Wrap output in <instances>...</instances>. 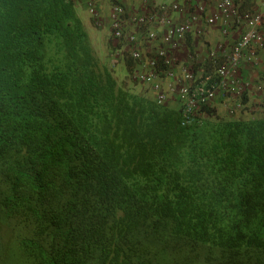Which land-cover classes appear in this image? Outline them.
Instances as JSON below:
<instances>
[{"label": "trees", "instance_id": "1", "mask_svg": "<svg viewBox=\"0 0 264 264\" xmlns=\"http://www.w3.org/2000/svg\"><path fill=\"white\" fill-rule=\"evenodd\" d=\"M147 87L102 63L76 0H0V264H264V118L196 94L183 125Z\"/></svg>", "mask_w": 264, "mask_h": 264}, {"label": "built area", "instance_id": "2", "mask_svg": "<svg viewBox=\"0 0 264 264\" xmlns=\"http://www.w3.org/2000/svg\"><path fill=\"white\" fill-rule=\"evenodd\" d=\"M85 2L102 25L100 0ZM143 3L146 10L140 13L129 10L121 0H111L106 20L116 47L111 56L112 65L117 66L125 58L119 46L127 42L129 56L136 63L132 75L135 81L148 85L160 103L171 98L186 100L183 125L190 124L197 116L196 94L204 96L202 101H212L219 95L231 98L232 104L225 106L230 115L244 110L246 104L240 97L235 76L243 62H256L264 48V11L251 8L243 12V0H194L187 5L156 0H143ZM176 14H181L180 21L175 18ZM215 27H219L225 38L235 30L239 33L229 50L221 42L209 52L208 61L215 66L216 79L213 74L204 73V66L196 70L200 58L191 51V43H187L188 34L200 36ZM181 50L187 57L185 60L175 55ZM261 109L264 112V100Z\"/></svg>", "mask_w": 264, "mask_h": 264}, {"label": "crops", "instance_id": "3", "mask_svg": "<svg viewBox=\"0 0 264 264\" xmlns=\"http://www.w3.org/2000/svg\"><path fill=\"white\" fill-rule=\"evenodd\" d=\"M127 8H130L133 11L141 12L145 11L146 7L144 6L143 0H121ZM190 1L194 0H185L182 5H187ZM160 3V0H157ZM179 2L180 1H176ZM246 8H255L264 11L263 0H246L244 3ZM181 15V14H179ZM178 14L175 15V18L180 21L181 17ZM107 22V20H106ZM239 37V33L237 31H233L229 37L225 38L219 27L207 29L205 34L197 35L188 34L187 35V43H191V50H194L200 59H197V64L200 65L199 69L202 66H206L209 61L208 57H205V54L209 51V49H217L219 44L223 42L224 48L229 50L233 43ZM177 54V55H176ZM222 54V53H221ZM178 59H186L185 53L181 51H177L175 53ZM241 79L245 80V84L249 88L248 90V103L244 109V114L241 115L244 119L261 117L264 118V112L261 109L262 102L264 100V48L260 50L258 59L256 62H243L242 67L238 70V74ZM220 100H225L224 104L222 103L224 109L226 108V98H219Z\"/></svg>", "mask_w": 264, "mask_h": 264}, {"label": "rangeland", "instance_id": "4", "mask_svg": "<svg viewBox=\"0 0 264 264\" xmlns=\"http://www.w3.org/2000/svg\"><path fill=\"white\" fill-rule=\"evenodd\" d=\"M79 5V15L85 23L86 29L90 34L91 43L95 49V52L102 63H105L111 71L114 73L118 82L126 87L131 88L132 91L139 94H150L149 89L146 85L142 83L133 82L132 78L129 77L131 74L128 73L126 68V62L119 63L116 67L111 63V56L113 53V46L115 43L111 38V30L109 23L105 20L107 19V12L109 11L111 0H100L101 12L100 15L104 18L103 21L105 23L102 26L96 25L92 20V15L87 11L85 6V0H76ZM172 3L173 1H180V4H183L185 0H160ZM131 10L130 8H128ZM113 41V43H112ZM121 46L124 50H127V54L129 55V44L127 42L121 43ZM129 57V56H128ZM130 58V57H129ZM123 81V83H121ZM151 95V94H150ZM217 114L219 116L225 117L227 116L225 109L217 110Z\"/></svg>", "mask_w": 264, "mask_h": 264}, {"label": "clouds", "instance_id": "5", "mask_svg": "<svg viewBox=\"0 0 264 264\" xmlns=\"http://www.w3.org/2000/svg\"><path fill=\"white\" fill-rule=\"evenodd\" d=\"M156 1H157V0H156ZM175 2H176V1H175ZM131 11H132V10H131ZM134 12H135V11H134ZM103 20H104V19H103ZM104 23H105V22L103 21V24H104ZM103 24H102V25H103ZM96 25H99V24L96 23ZM102 25H99V26H102ZM113 44H114V43H113ZM114 45H115V44H114ZM119 47H120V49H121L122 51H124V53H125V58L128 57L129 55L126 53L127 50H124V49L122 48L121 45H120ZM115 50H116V47L113 46V53H114ZM191 51L195 52L194 50H191ZM210 51H211V50L209 49V51L205 54V57H208ZM113 53H112V54H113ZM129 57H130V56H129ZM123 60H124V59H123ZM123 60H122V61H123ZM122 61H121V62H122ZM121 62H120V63H121ZM221 62H223L222 59H221ZM199 66H200V65H197V66H196L198 70H199ZM209 66H212V67L215 69L214 64H213L212 62L209 61V63H208L206 66H204V67H205L204 71H205ZM115 67H116V66H115ZM241 67H242V65H241ZM204 73H205V72H204ZM205 74H207V73H205ZM225 111H226V114H227V116H228L229 114H228V111L226 110V108H225Z\"/></svg>", "mask_w": 264, "mask_h": 264}]
</instances>
